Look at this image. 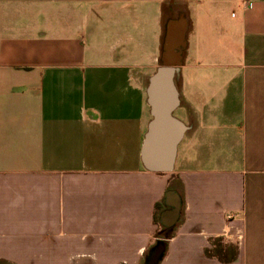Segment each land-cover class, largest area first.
I'll return each instance as SVG.
<instances>
[{
    "label": "crops",
    "instance_id": "obj_1",
    "mask_svg": "<svg viewBox=\"0 0 264 264\" xmlns=\"http://www.w3.org/2000/svg\"><path fill=\"white\" fill-rule=\"evenodd\" d=\"M168 25L186 131L155 173ZM163 237L160 264H264V0H0V264H144Z\"/></svg>",
    "mask_w": 264,
    "mask_h": 264
},
{
    "label": "water",
    "instance_id": "obj_2",
    "mask_svg": "<svg viewBox=\"0 0 264 264\" xmlns=\"http://www.w3.org/2000/svg\"><path fill=\"white\" fill-rule=\"evenodd\" d=\"M181 35L185 36L183 29ZM171 29L167 26L161 65L150 77L146 94L153 119L146 134L142 162L144 167L155 173H171L174 170L176 153L186 131L185 125L174 116L180 105L177 87V75L182 65L184 46L173 47ZM168 192L167 196L174 195ZM181 204L173 206L171 211L162 213L161 224L172 228L180 217ZM167 238L156 241L148 251L144 264H160L167 248Z\"/></svg>",
    "mask_w": 264,
    "mask_h": 264
},
{
    "label": "trees",
    "instance_id": "obj_3",
    "mask_svg": "<svg viewBox=\"0 0 264 264\" xmlns=\"http://www.w3.org/2000/svg\"><path fill=\"white\" fill-rule=\"evenodd\" d=\"M172 234H173V230L169 232L167 231L166 236L169 237ZM213 246H214L213 252H210L208 250L206 251V254L208 256L215 255L219 257L220 260H224L227 257H230V258L232 257V254L234 252L232 246L224 244L221 239L213 241Z\"/></svg>",
    "mask_w": 264,
    "mask_h": 264
},
{
    "label": "rangeland",
    "instance_id": "obj_4",
    "mask_svg": "<svg viewBox=\"0 0 264 264\" xmlns=\"http://www.w3.org/2000/svg\"><path fill=\"white\" fill-rule=\"evenodd\" d=\"M174 115L176 116L177 115V113H174ZM167 233V232H166ZM166 233H162L163 234V236H166ZM163 238H165V237H163Z\"/></svg>",
    "mask_w": 264,
    "mask_h": 264
}]
</instances>
